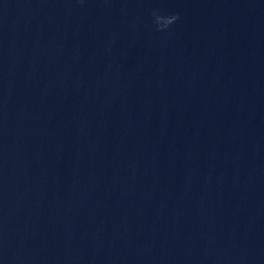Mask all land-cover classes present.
Instances as JSON below:
<instances>
[{
  "label": "water",
  "instance_id": "1",
  "mask_svg": "<svg viewBox=\"0 0 264 264\" xmlns=\"http://www.w3.org/2000/svg\"><path fill=\"white\" fill-rule=\"evenodd\" d=\"M0 264H264V0H0Z\"/></svg>",
  "mask_w": 264,
  "mask_h": 264
},
{
  "label": "clouds",
  "instance_id": "2",
  "mask_svg": "<svg viewBox=\"0 0 264 264\" xmlns=\"http://www.w3.org/2000/svg\"><path fill=\"white\" fill-rule=\"evenodd\" d=\"M153 23L156 26L157 31L166 32L171 29V27L177 23L181 17L176 15H164L159 9L152 12Z\"/></svg>",
  "mask_w": 264,
  "mask_h": 264
}]
</instances>
